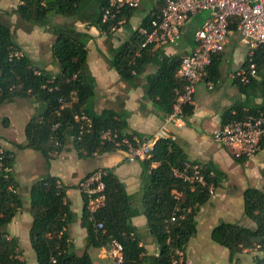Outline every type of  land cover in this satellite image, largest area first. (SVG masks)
Wrapping results in <instances>:
<instances>
[{
  "label": "trees",
  "instance_id": "trees-1",
  "mask_svg": "<svg viewBox=\"0 0 264 264\" xmlns=\"http://www.w3.org/2000/svg\"><path fill=\"white\" fill-rule=\"evenodd\" d=\"M109 0H20V4L11 11L0 9V108L15 99L34 97L41 103V110L28 122L26 144L18 145L19 150L32 149L40 153L47 162L60 155L68 144H72L79 157H90L117 150V147L101 139L102 132L116 131L120 137L132 135L126 133L127 122L123 115L104 110L100 114L88 109L89 101L95 94V81L88 68L87 43L89 36L78 31L76 26H53L48 23L52 14L82 20L88 17V26L97 27L110 35L113 29L128 27L134 16L133 9L125 10L114 20L102 21L103 9ZM11 16H17L27 31L35 27L45 28L55 36L53 52L60 67V73L51 77L34 67L31 59L24 53L12 32ZM148 14L141 22L147 26L151 21ZM84 20V19H83ZM231 29L236 31L237 22L232 19ZM144 40L138 32L132 31L128 41L112 50L111 66L121 79L132 86L147 66L154 65L155 71L146 78V99L167 114L173 112L184 81L177 73L182 59L169 58L156 49L155 45L142 48ZM137 52L140 56L135 57ZM217 56L213 58L208 72L217 76ZM255 64L258 73H264V47L258 48L253 57H247L244 67ZM40 71V74L38 72ZM253 82V80H252ZM264 90V76L261 81ZM241 90L246 87L241 86ZM69 104V106H65ZM184 116L193 114L194 106L184 107ZM238 116L229 110L223 115V125L245 114L244 109H235ZM250 113L264 112V107H252ZM77 114H85L91 119L90 127L80 130L81 124L75 121ZM264 147V140L261 144ZM238 162L245 158L236 159ZM142 166L143 192L141 207L133 204V198L126 186L111 171L103 178L106 201L95 215L97 223H103L104 229L96 227L84 202L82 226L87 230V249L111 248L112 241L123 246V261L120 264H173L176 252L184 254L186 247L196 233V215L210 197V188L219 186L220 173L211 167H203L207 184L193 189L189 182L176 177L174 170L184 171L190 163L183 150L171 140H159L150 159L140 161ZM15 157L0 146V264H26L20 260V242L10 237L8 225L23 209V200L19 193L20 185L14 177ZM156 165V166H154ZM105 170V169H104ZM213 174V175H212ZM60 179L50 175L36 181L30 190V208L32 225L29 232L30 245L36 254L37 264H94L90 255L69 253L68 227L74 220V214L66 202V187L59 186ZM182 194L180 200L173 192ZM86 201V200H85ZM245 216L255 224L247 228L236 224L223 223L211 234L212 240L227 248L231 260L244 250L264 252V191L249 188L244 192ZM191 209V212L184 210ZM144 215L148 229L152 232L159 247L157 256H148L141 245L132 219ZM172 218L175 221L172 222ZM255 264H264V256L257 257Z\"/></svg>",
  "mask_w": 264,
  "mask_h": 264
},
{
  "label": "crops",
  "instance_id": "crops-1",
  "mask_svg": "<svg viewBox=\"0 0 264 264\" xmlns=\"http://www.w3.org/2000/svg\"><path fill=\"white\" fill-rule=\"evenodd\" d=\"M19 4L20 0H0V9L10 11ZM162 6V0H145L135 11L128 27L121 25L113 29L110 35L101 32L97 27L88 26V17L78 21L52 14L48 18L50 25L74 24L78 31L89 36L88 68L95 81V94L89 101L88 109L95 114L107 109L123 115L127 122L126 133L140 140L153 138L166 126V120L171 115L159 110L152 101L146 99V78L155 71V66H147L146 70L138 75L136 85L132 86L121 79L110 61L112 50L128 41L132 31L140 26L142 20ZM202 14L190 19L176 45H155V48L160 49V52L169 58L182 59L191 54L196 48L194 34L209 17V14L205 13L206 15L200 18ZM13 17L12 32L22 48V53L31 59L35 68L56 77L61 70L53 52L55 36L41 27L27 31V26L20 22L17 16ZM247 57L248 48L241 44L238 32L233 30L228 37L225 51L217 56V76L214 71L211 75L207 70L196 86L193 114L190 117L185 116V125L182 128L173 125L166 127L169 128V133L175 136L174 142L183 150L190 163L208 166L220 173L219 186L196 215V233L186 247V264H255L257 257L264 256L263 251L244 250L231 260L230 251L215 243L211 237L212 231L223 223L254 229L255 224L245 216L244 192L249 188L264 191V147L253 159L238 162L231 149L221 147L213 140V132L223 126V115L227 111L234 110V113L238 108L248 110L252 107H264V90L261 84L263 72L258 73L249 85L243 86L246 87L245 90H241V84L233 79L237 72L247 69L243 66ZM41 106L38 100L31 97L15 99L0 108V146L2 150L13 153V173L20 185L19 193L22 200L26 197L29 202L8 225L7 232L10 237H16L18 240L19 235L24 232L25 237L29 239L33 221L30 208L31 187L44 176L57 177L67 189L66 202L74 214V220L67 231L69 253L81 256L87 252L94 264H114L111 248L87 249L88 233L82 226L84 198L77 189V184L97 170H111L125 184L126 191L133 198L134 206L140 208L143 192L141 163L129 162L127 153L122 150L79 157L71 143L62 154L55 155L49 162L37 151L19 150L17 146L27 142L26 126L29 120L39 113ZM181 197L182 194L178 200ZM132 224L141 245L147 250V255L157 256L159 247L148 229L146 217H134ZM33 259L31 264H37L36 254ZM20 260L27 264L23 253Z\"/></svg>",
  "mask_w": 264,
  "mask_h": 264
},
{
  "label": "built area",
  "instance_id": "built-area-1",
  "mask_svg": "<svg viewBox=\"0 0 264 264\" xmlns=\"http://www.w3.org/2000/svg\"><path fill=\"white\" fill-rule=\"evenodd\" d=\"M145 0H109L103 9L102 21L104 23L114 20L125 10H137ZM163 6L152 12L151 21L147 26H139L136 31L144 40L142 48L148 45H176L183 30L193 16L200 13H208L209 17L195 32L196 48L193 52L182 58L177 76L184 81L183 90L179 92L173 108V112L166 120V126L149 140H140L137 137H120L115 131L102 132L101 139L114 144L117 149H123L127 153L129 162H139L150 159L159 140L175 141V136L169 133L167 125L182 128L185 125L184 107L194 106V95L197 84L204 78L214 57L225 51L228 37L233 31L231 20L237 22L236 31L240 36V42L249 49V57H253L258 48L264 47V0H162ZM123 25V21L119 22ZM140 56L137 52L135 57ZM40 74V72H38ZM258 75L255 64H251L246 70L237 72L235 79L242 86L249 85ZM69 106V104H65ZM243 117L232 119L221 128L213 132V140L221 147L229 148L237 158L251 160L262 149L264 140V112L250 113L244 109ZM238 116L237 112L233 113ZM75 121L81 124L80 130L90 127L91 119L85 114H77ZM203 167L187 164L184 171L174 170L176 177L189 182L194 189L196 185L206 186L207 181L203 173ZM107 172L104 169L97 170L83 178L77 184L86 203L90 220L95 222L98 229H104L103 223H97L95 215L104 206L106 197L103 178ZM213 175V174H212ZM59 186L61 183L59 182ZM211 195L214 188H210ZM181 194L174 192V197L179 199ZM86 200V201H85ZM191 212V209L184 210ZM172 222L175 218H172ZM111 256L114 264L123 261V246L112 241ZM184 254L177 251L173 264H183Z\"/></svg>",
  "mask_w": 264,
  "mask_h": 264
},
{
  "label": "rangeland",
  "instance_id": "rangeland-1",
  "mask_svg": "<svg viewBox=\"0 0 264 264\" xmlns=\"http://www.w3.org/2000/svg\"><path fill=\"white\" fill-rule=\"evenodd\" d=\"M12 10V9H11ZM10 10V11H11ZM206 12H204L202 15H201V17L200 18H203V16H205L206 14H205ZM11 20V24H12V20L14 21V17L13 16H11V17H9ZM13 25V24H12ZM248 48V47H247ZM248 52H249V49H248ZM188 164V163H187ZM186 164V165H187ZM61 183V182H60ZM23 200H24V205H23V208L24 207H26L27 206V203H29L28 201H27V198L26 197H24L23 198ZM22 235V236H21ZM25 233L23 232L22 234H20L19 236H20V249H21V252L23 253V256H24V258L26 259V261H27V264H31L32 263V261H34V256H35V253H34V251H33V249H32V247H31V245H30V242H29V239L27 238V237H25Z\"/></svg>",
  "mask_w": 264,
  "mask_h": 264
}]
</instances>
